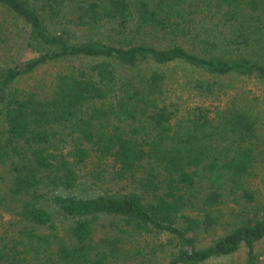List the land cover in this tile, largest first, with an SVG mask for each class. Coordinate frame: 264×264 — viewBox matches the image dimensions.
<instances>
[{"label": "trees", "instance_id": "obj_1", "mask_svg": "<svg viewBox=\"0 0 264 264\" xmlns=\"http://www.w3.org/2000/svg\"><path fill=\"white\" fill-rule=\"evenodd\" d=\"M263 162L264 0H0V264H264Z\"/></svg>", "mask_w": 264, "mask_h": 264}, {"label": "rangeland", "instance_id": "obj_2", "mask_svg": "<svg viewBox=\"0 0 264 264\" xmlns=\"http://www.w3.org/2000/svg\"><path fill=\"white\" fill-rule=\"evenodd\" d=\"M248 84H250L249 89L250 87H255L254 84L250 81H247ZM231 85H233L232 88H229L230 92H236L237 89H239V91H246V84L244 83H241L239 82V80L237 81L236 79H234V82L231 83ZM235 87V89H234ZM242 87V88H241ZM229 92V93H230ZM231 92V93H232ZM246 94V93H245ZM253 93L251 92L250 95H252ZM247 95V94H246ZM251 97V96H250ZM262 165L264 166V162L262 163ZM244 257H245V251L244 249H242L241 251H239L234 258L230 259V260H223V261H220V260H214V261H211V262H208V263H205V264H232V263H241L243 262L244 260Z\"/></svg>", "mask_w": 264, "mask_h": 264}]
</instances>
